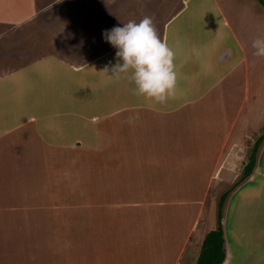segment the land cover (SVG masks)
Instances as JSON below:
<instances>
[{
    "label": "crops",
    "instance_id": "obj_1",
    "mask_svg": "<svg viewBox=\"0 0 264 264\" xmlns=\"http://www.w3.org/2000/svg\"><path fill=\"white\" fill-rule=\"evenodd\" d=\"M30 2L0 0V24L14 28L5 36L22 29ZM87 2L97 8L86 22L97 26L86 23V34L100 42L102 30L150 17L174 52L176 90L164 103L133 94L128 73L112 75L118 58L105 40L86 60L49 54L16 66L0 48V264H195L218 225L220 190L231 185L221 264H235L222 212L243 219L264 191V136L235 185L264 134V57L250 47L264 37V8L255 0ZM64 157L97 169L99 191L77 173L86 164L68 169ZM243 225L255 230L263 260L264 219ZM254 257L249 264H261Z\"/></svg>",
    "mask_w": 264,
    "mask_h": 264
},
{
    "label": "rangeland",
    "instance_id": "obj_2",
    "mask_svg": "<svg viewBox=\"0 0 264 264\" xmlns=\"http://www.w3.org/2000/svg\"><path fill=\"white\" fill-rule=\"evenodd\" d=\"M29 4L32 10H28V12L30 11L29 18L22 25V29L20 30L21 27L18 29L20 31H14L12 34L5 36L3 28L9 29L10 32L14 28H7L5 27L7 24H0V48L4 51V55L11 57L12 66H16L19 60L28 62L49 54H57L66 60L71 58L86 60V57L96 55L92 52L94 49L92 44L100 46V43H105L103 40L100 42L98 37H89V33L88 35L86 34V25H88L86 23L90 22L93 27L97 26L93 21L86 22L88 18L87 13L92 12L89 11L90 9L97 8V5L90 7L88 6V2L86 3V0H31ZM94 12L93 10L92 13ZM10 26L15 27L14 25ZM96 31L97 29L95 28L94 32ZM96 53L99 52L97 51ZM64 160L63 163L68 169H72L75 163L79 166L86 164V168L83 170L78 171V167L75 170L76 172L78 171L77 173H82L85 179L86 175L88 176L87 182H91L88 189L99 191L101 181L98 178L99 172L95 171L97 169L93 167L89 168L88 163L81 157H78L76 160L64 157ZM231 186L222 187L220 192L223 193L229 190ZM218 198V196L207 198L208 209L214 207ZM263 202L264 191L260 198L249 202V207L245 206L246 210L243 214V219L239 218L236 209H233L234 212L230 209L229 211L225 209L222 212L224 233L235 264H249L252 263L249 260L253 261L252 257L257 255L260 258L263 255L260 251L258 237L251 235L255 230L253 228L249 230L243 225V223H246V225L254 226L259 220L262 221L264 219ZM232 206L236 207V205ZM216 210L215 207L213 215L209 217V225L215 222ZM248 231L252 237L248 234L244 235ZM263 247L264 245L261 246V248ZM109 252L110 250L107 249V253ZM120 254H118V257L123 260H136L138 262L144 260L137 254L123 255L122 257ZM262 258L258 259L257 262L264 264V259L262 260Z\"/></svg>",
    "mask_w": 264,
    "mask_h": 264
},
{
    "label": "clouds",
    "instance_id": "obj_3",
    "mask_svg": "<svg viewBox=\"0 0 264 264\" xmlns=\"http://www.w3.org/2000/svg\"><path fill=\"white\" fill-rule=\"evenodd\" d=\"M101 36L115 49L114 58H118L111 67L112 75L128 73L133 94L154 103H164L174 95V52L158 37L150 17L102 30ZM250 47L253 56L264 57V37L254 38Z\"/></svg>",
    "mask_w": 264,
    "mask_h": 264
},
{
    "label": "trees",
    "instance_id": "obj_4",
    "mask_svg": "<svg viewBox=\"0 0 264 264\" xmlns=\"http://www.w3.org/2000/svg\"><path fill=\"white\" fill-rule=\"evenodd\" d=\"M255 1L264 8V0ZM263 136L264 134H261L254 141L248 156V160L243 167V173L241 174V177H239L235 185L251 173L255 162V152L257 150V145L259 144ZM226 195L227 191L224 192L219 198L218 225L216 229L211 230L206 234L202 242L200 254L195 264H221L224 260L225 253L223 251V232L221 228V206L224 199L226 198Z\"/></svg>",
    "mask_w": 264,
    "mask_h": 264
}]
</instances>
